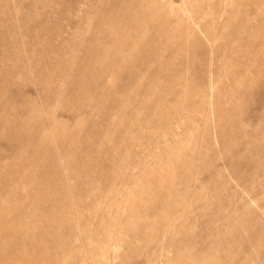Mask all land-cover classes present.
<instances>
[{
	"label": "rangeland",
	"instance_id": "374dc122",
	"mask_svg": "<svg viewBox=\"0 0 264 264\" xmlns=\"http://www.w3.org/2000/svg\"><path fill=\"white\" fill-rule=\"evenodd\" d=\"M0 247L264 264V0H0Z\"/></svg>",
	"mask_w": 264,
	"mask_h": 264
},
{
	"label": "bare ground",
	"instance_id": "6f19581e",
	"mask_svg": "<svg viewBox=\"0 0 264 264\" xmlns=\"http://www.w3.org/2000/svg\"><path fill=\"white\" fill-rule=\"evenodd\" d=\"M84 82L85 83H87V80L86 79H84ZM47 216H45V215H43V220L45 221V218H46ZM52 223V221H50V224ZM49 224V225H50ZM0 256L2 257V258H4V260L6 259L5 258V256H6V253H4V247H0Z\"/></svg>",
	"mask_w": 264,
	"mask_h": 264
}]
</instances>
